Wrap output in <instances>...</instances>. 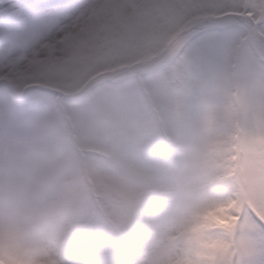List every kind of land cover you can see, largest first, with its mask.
I'll list each match as a JSON object with an SVG mask.
<instances>
[{
  "label": "rangeland",
  "instance_id": "374dc122",
  "mask_svg": "<svg viewBox=\"0 0 264 264\" xmlns=\"http://www.w3.org/2000/svg\"><path fill=\"white\" fill-rule=\"evenodd\" d=\"M0 1L8 9L13 2ZM68 1L72 4L59 7ZM29 3L30 8L21 4L9 9L13 23L0 25V38L6 37L0 43L1 78L10 71H24L28 79L33 75L36 86L53 93L33 91L26 100L11 99L12 109L4 112L7 121L0 122L6 161L0 169V264H161L152 249L146 256L144 252L133 256L112 235L102 238L112 222L96 217L94 202L82 185L83 175L95 167V179L105 184L102 188L121 194L143 188L161 192L177 142L199 116L202 83L233 57L264 64V0ZM207 22L215 25L198 35L190 30ZM182 32L184 36L179 35ZM175 35L177 39L167 43ZM182 40L185 44L175 53L178 64L184 59L186 65L187 83L181 90H172L159 73L113 78L133 54L142 58L148 51L151 59L162 47L168 48L163 57ZM184 48L188 58H183ZM84 87L88 89L80 99L64 100ZM2 100L0 87V114ZM256 139L264 144V132L258 130ZM17 201L25 211L14 215L9 206ZM66 204L73 206L75 215L61 228L39 225L40 215ZM233 207L240 211L238 205ZM251 208L255 219L246 216L243 223L255 225L251 232L264 240V210L254 204ZM154 211L149 213L151 222ZM115 212V218L126 222L131 216L129 210ZM72 221V230L81 239L76 242L70 237ZM210 221L203 227L231 231L239 225L246 231L236 215L213 214ZM240 243L257 264H264V249L247 239ZM204 247L220 249L222 242L211 241ZM61 249L75 256L65 257Z\"/></svg>",
  "mask_w": 264,
  "mask_h": 264
},
{
  "label": "clouds",
  "instance_id": "9594fccd",
  "mask_svg": "<svg viewBox=\"0 0 264 264\" xmlns=\"http://www.w3.org/2000/svg\"><path fill=\"white\" fill-rule=\"evenodd\" d=\"M200 103L193 127L177 142L144 241L161 264H257L240 243L247 239L264 249L256 232L203 226L213 214L236 215L243 223L246 216L255 219L252 204L264 210V144L256 139L264 132V64L233 57L202 83ZM9 211L19 215L25 207L17 201ZM74 215L71 204L62 205L40 215L39 225L57 230ZM211 241L222 247L205 248Z\"/></svg>",
  "mask_w": 264,
  "mask_h": 264
},
{
  "label": "bare ground",
  "instance_id": "6f19581e",
  "mask_svg": "<svg viewBox=\"0 0 264 264\" xmlns=\"http://www.w3.org/2000/svg\"><path fill=\"white\" fill-rule=\"evenodd\" d=\"M64 231H65V229H64Z\"/></svg>",
  "mask_w": 264,
  "mask_h": 264
}]
</instances>
